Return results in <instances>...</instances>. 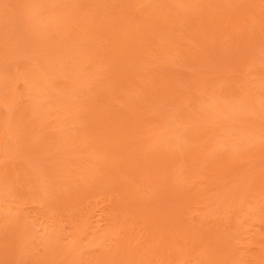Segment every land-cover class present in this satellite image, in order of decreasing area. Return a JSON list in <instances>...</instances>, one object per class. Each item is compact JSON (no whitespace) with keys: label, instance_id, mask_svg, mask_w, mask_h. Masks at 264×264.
I'll list each match as a JSON object with an SVG mask.
<instances>
[{"label":"rangeland","instance_id":"obj_1","mask_svg":"<svg viewBox=\"0 0 264 264\" xmlns=\"http://www.w3.org/2000/svg\"><path fill=\"white\" fill-rule=\"evenodd\" d=\"M0 204V264H264V0H0Z\"/></svg>","mask_w":264,"mask_h":264},{"label":"bare ground","instance_id":"obj_2","mask_svg":"<svg viewBox=\"0 0 264 264\" xmlns=\"http://www.w3.org/2000/svg\"><path fill=\"white\" fill-rule=\"evenodd\" d=\"M8 49H12V48H8ZM13 50V49H12ZM7 51V50H6ZM9 51H11V50H9ZM6 58L9 60V58H10V60H11V54L10 53H8V54H6ZM6 58L4 59V61H8V60H6ZM224 101V100H223ZM222 104V103H221ZM225 106V105H224ZM220 108V107H219ZM221 109H222V107H221ZM225 110V109H224ZM220 111V110H219ZM23 203V202H22ZM9 207V208H8ZM1 208H2V210L3 209H6V208H8L7 210H11V207L10 206H6V208L5 207H3V205L2 204H0V210H1ZM2 212V211H1ZM1 214V213H0ZM35 220V219H34ZM29 222V221H28ZM33 223V222H32ZM35 224V223H34ZM45 229V228H44ZM32 230V229H31ZM25 231H26V229H25ZM42 231V230H41ZM44 233H45V230H44Z\"/></svg>","mask_w":264,"mask_h":264}]
</instances>
